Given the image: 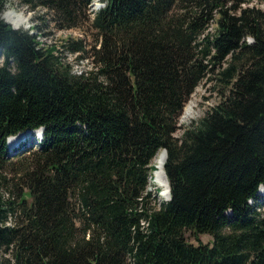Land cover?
<instances>
[{
	"label": "trees",
	"instance_id": "obj_1",
	"mask_svg": "<svg viewBox=\"0 0 264 264\" xmlns=\"http://www.w3.org/2000/svg\"><path fill=\"white\" fill-rule=\"evenodd\" d=\"M12 1L0 0V264H264V0L96 12L94 0H17L58 30H95L91 50L69 39L63 51L6 23ZM65 50L92 70L75 74ZM208 76L219 101L177 138ZM40 128L38 150L9 152L8 137ZM161 151L171 200L156 208Z\"/></svg>",
	"mask_w": 264,
	"mask_h": 264
},
{
	"label": "rangeland",
	"instance_id": "obj_2",
	"mask_svg": "<svg viewBox=\"0 0 264 264\" xmlns=\"http://www.w3.org/2000/svg\"><path fill=\"white\" fill-rule=\"evenodd\" d=\"M103 1L104 0L93 1L90 6L91 10L96 11L100 9L103 5L105 7ZM261 9L264 11V5L261 7ZM8 13H12L15 16H20L23 19H25L26 22L24 23V25L18 28L17 30H25V31H29L31 34L40 35L39 40L43 43V46L46 48L50 46H56L58 49H61L63 51L62 45L64 44V42L69 39H72L73 41H83L84 44L88 47V49L91 50V48H93L98 42V36L95 30H93L89 24L79 29L58 30L54 27V25L49 23V17H48L49 15L46 10L40 9L36 12H32L27 8V6L21 4L17 0H13L11 4H9L8 2L5 11L2 15V19L4 21H5L4 19L5 15ZM91 16L92 15H90V19ZM35 27H37L38 29H35ZM249 41L252 42V39H249ZM62 53H63L62 54L63 61L72 66L73 72L75 74H78L80 71L89 72L92 70L93 65L91 60L82 59L81 55L71 54L70 51L68 50H65ZM215 82H216L215 78L214 80H210L208 76L207 79L201 82L200 85L195 89L193 94L189 97V100L187 101L178 120V127H180V129L175 134L177 138H181L184 129L186 127L190 126L193 122H197L201 118H203L207 113V111L210 110L219 101V97H220L219 95L221 92H223V88L221 86V83L220 86L218 85L215 86ZM188 106L190 107L192 113L190 118H187L185 114V109ZM39 142L40 139H38V137L34 133H30L26 136L24 142H22L19 146H21L23 143H26L27 147L23 151H26L29 148H33L34 150H37L39 148ZM161 152L165 153V151H161ZM158 154L156 155L157 157L160 155ZM156 156L152 161V165L155 167H156L155 160L157 158ZM8 172L12 174V176H10V179L13 181L11 189L14 186L12 191L18 193V189L20 185L18 177L15 176L16 174L13 175V172L11 170ZM156 172H157V168H156ZM160 187L161 185L157 180V175H155V171L153 168V170H151L149 174L148 191L154 193L157 196L156 201L153 202L156 208H159L160 204L161 203L163 204L166 201V199H164V197L162 196L163 195V190L161 189L162 187L161 188ZM158 189L162 191V195L161 193H157ZM8 190L10 191V189ZM2 193L7 197L10 194L7 191V188L3 189ZM261 195L264 196V188L261 189ZM185 238L189 243L195 246L200 244L211 246L213 244V237L210 235H199L198 237H196L192 232L187 231L185 232Z\"/></svg>",
	"mask_w": 264,
	"mask_h": 264
},
{
	"label": "bare ground",
	"instance_id": "obj_3",
	"mask_svg": "<svg viewBox=\"0 0 264 264\" xmlns=\"http://www.w3.org/2000/svg\"><path fill=\"white\" fill-rule=\"evenodd\" d=\"M4 19L8 24H11L14 28H16V30L18 28L22 27L24 25V23L26 22L25 19H23L22 17L15 16L12 13L6 14ZM185 114H186L187 118L191 117L192 113H191V109L189 106L185 109ZM39 133H40V131H39ZM22 138H23V136H22ZM22 142L23 141L21 138L16 137V138L11 139L10 143H11V145H16L18 143L21 144ZM166 159H167V157H166L165 153H161L156 158L155 164H156L157 172L155 171V175H157V180L159 181V183L163 189V195L162 196L164 197V199H166V201H168V199L170 197L169 184H168L165 172H164V166L166 163ZM250 201L252 202L251 203V205H252L253 201L252 200H250Z\"/></svg>",
	"mask_w": 264,
	"mask_h": 264
},
{
	"label": "water",
	"instance_id": "obj_4",
	"mask_svg": "<svg viewBox=\"0 0 264 264\" xmlns=\"http://www.w3.org/2000/svg\"><path fill=\"white\" fill-rule=\"evenodd\" d=\"M15 29V28H14ZM165 153H166V151H165ZM166 157H167V153H166ZM264 187V186H263ZM169 191H170V189H169ZM169 201H170V198H169Z\"/></svg>",
	"mask_w": 264,
	"mask_h": 264
}]
</instances>
